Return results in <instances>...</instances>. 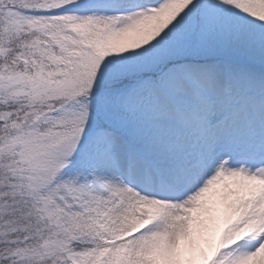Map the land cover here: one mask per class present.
Here are the masks:
<instances>
[{
  "label": "snow or ice",
  "instance_id": "obj_1",
  "mask_svg": "<svg viewBox=\"0 0 264 264\" xmlns=\"http://www.w3.org/2000/svg\"><path fill=\"white\" fill-rule=\"evenodd\" d=\"M0 264H264V0H0Z\"/></svg>",
  "mask_w": 264,
  "mask_h": 264
}]
</instances>
